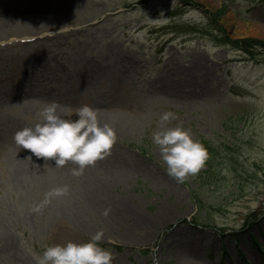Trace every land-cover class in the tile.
I'll list each match as a JSON object with an SVG mask.
<instances>
[{"label": "rangeland", "instance_id": "rangeland-1", "mask_svg": "<svg viewBox=\"0 0 264 264\" xmlns=\"http://www.w3.org/2000/svg\"><path fill=\"white\" fill-rule=\"evenodd\" d=\"M191 4L8 0L0 8V264H37L47 246L84 243L100 230L113 264H264V55L251 58L190 30H213L204 11L224 6L219 24L228 38L264 41V5ZM39 79L116 130L111 154L81 176L71 174V163L29 161V150L12 140L51 102L29 94ZM120 99L127 108L102 106ZM58 103L71 119L85 105ZM165 111L177 116L170 126L182 122L208 152L203 169L183 184L167 175L152 142ZM17 167L25 174L18 177ZM85 176L126 209L75 224ZM65 185L66 196L33 211Z\"/></svg>", "mask_w": 264, "mask_h": 264}, {"label": "clouds", "instance_id": "clouds-1", "mask_svg": "<svg viewBox=\"0 0 264 264\" xmlns=\"http://www.w3.org/2000/svg\"><path fill=\"white\" fill-rule=\"evenodd\" d=\"M71 110L56 101L46 103L37 112V122L13 134L12 140L21 151L27 149L30 155L43 158L45 163L54 160L55 167L71 163L73 176H81L88 167L95 166L111 154L117 141L116 130L109 123H102L98 111L88 105L75 109V119L65 118ZM173 111H165L158 120V130L152 132V142L166 165L167 175L178 184L188 177L196 176L205 166L208 152L205 146L192 137L182 122L176 121ZM69 193L67 185L50 190L45 199L33 211L39 212L51 202L53 197H63ZM107 215V212H105ZM103 230L97 231L87 242H67L45 248L36 257L37 264H113L114 253L100 246Z\"/></svg>", "mask_w": 264, "mask_h": 264}, {"label": "bare ground", "instance_id": "bare-ground-1", "mask_svg": "<svg viewBox=\"0 0 264 264\" xmlns=\"http://www.w3.org/2000/svg\"><path fill=\"white\" fill-rule=\"evenodd\" d=\"M7 1L8 0H0V8H3L4 4H6ZM4 23L5 22H3L0 19V36H1V34L4 33V29H3V27L5 26ZM78 55H79V57L81 56V58H84V54L79 53ZM98 68H99V66H98ZM100 70H101V72H105L106 74L110 73L109 69H106V67L104 69H102V67H101ZM186 73H187V75L190 76L192 72L188 71ZM40 79L37 80L36 84L33 86L34 90H30L29 91V94L31 96L36 97V98H41L42 97V98H45V99H48V100H51V101H57V102H60V103H63V104H67V105L71 104L74 107H76L78 105H82V103H84V102H81L79 100H74L75 98H72L73 97L72 94L69 95V96H62L59 93L54 94V92H51V91H49L47 89L46 84H45V83H47L46 79L45 80L44 79L40 80ZM19 83L20 84L26 83V80L23 77L19 78ZM26 87L27 88L31 87V82L30 81H27ZM115 101H113V103L112 102H110V103L109 102L108 103H102V106H106L110 110H113L112 109L113 106L115 107V109L117 107H119L120 109L127 108V106H126V104H124L123 100L120 99L116 103H114ZM84 104L87 105V103H84ZM16 174H17L18 177H20V175H24L25 174V171L19 170V168L17 167ZM96 186L97 185L95 184V182L90 181L87 178L85 180L84 185H83V188H85V189L83 191L82 198H81V200H79V203L77 204V206H75L73 208V214L75 216L78 214V212L80 213L79 219L77 221H74L75 224L79 225V221L82 220V216L84 218V221L86 219L85 223L83 221L80 224L81 227L82 226L86 227V224L88 223V218L87 217H90V218L92 217V219L96 220L97 219V215L101 211H107L109 208H110V210H112L114 212L126 209V203H119V201H116L115 199L108 197L106 195V190L98 189ZM103 208L105 210H101ZM145 233H147V232H145ZM145 233H141L142 234L141 235L142 238H144Z\"/></svg>", "mask_w": 264, "mask_h": 264}, {"label": "trees", "instance_id": "trees-1", "mask_svg": "<svg viewBox=\"0 0 264 264\" xmlns=\"http://www.w3.org/2000/svg\"><path fill=\"white\" fill-rule=\"evenodd\" d=\"M180 1L184 5L187 6L192 5L191 4L192 0H180ZM260 2L264 5V0H260ZM225 11L226 8L224 6L214 13L204 11V14L209 19L210 25L213 27V30L208 31L206 27H203L200 30H197L195 28H190V30H192L193 33H199L209 37L211 41H215L221 45L230 46L232 49L236 51H240L251 58L257 51L264 55V41L251 39V38L240 39V40H232L228 38L227 33L223 30L222 26L219 24L220 18L224 15ZM200 208L201 205L198 203V209ZM238 239L239 238L237 237L235 242H237ZM254 244L257 245L256 242H254Z\"/></svg>", "mask_w": 264, "mask_h": 264}]
</instances>
